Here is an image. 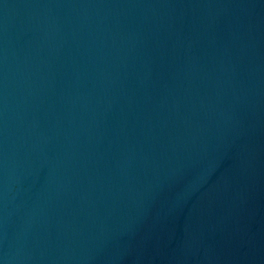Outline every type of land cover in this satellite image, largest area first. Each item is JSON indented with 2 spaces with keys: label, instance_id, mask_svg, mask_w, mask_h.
<instances>
[{
  "label": "water",
  "instance_id": "water-1",
  "mask_svg": "<svg viewBox=\"0 0 264 264\" xmlns=\"http://www.w3.org/2000/svg\"><path fill=\"white\" fill-rule=\"evenodd\" d=\"M0 264H264V0H0Z\"/></svg>",
  "mask_w": 264,
  "mask_h": 264
}]
</instances>
